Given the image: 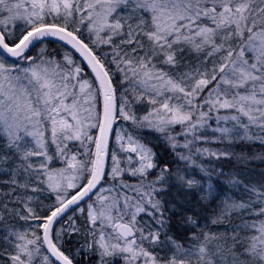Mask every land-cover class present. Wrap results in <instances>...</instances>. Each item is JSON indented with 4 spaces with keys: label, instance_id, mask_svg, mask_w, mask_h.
I'll use <instances>...</instances> for the list:
<instances>
[{
    "label": "snow or ice",
    "instance_id": "6c2138e0",
    "mask_svg": "<svg viewBox=\"0 0 264 264\" xmlns=\"http://www.w3.org/2000/svg\"><path fill=\"white\" fill-rule=\"evenodd\" d=\"M0 264H264V0H0Z\"/></svg>",
    "mask_w": 264,
    "mask_h": 264
}]
</instances>
